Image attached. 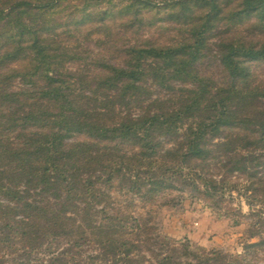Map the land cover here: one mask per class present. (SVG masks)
Returning a JSON list of instances; mask_svg holds the SVG:
<instances>
[{
	"label": "trees",
	"instance_id": "obj_1",
	"mask_svg": "<svg viewBox=\"0 0 264 264\" xmlns=\"http://www.w3.org/2000/svg\"><path fill=\"white\" fill-rule=\"evenodd\" d=\"M240 181L242 256L160 233ZM262 210L264 0H0V264H248Z\"/></svg>",
	"mask_w": 264,
	"mask_h": 264
},
{
	"label": "rangeland",
	"instance_id": "obj_2",
	"mask_svg": "<svg viewBox=\"0 0 264 264\" xmlns=\"http://www.w3.org/2000/svg\"><path fill=\"white\" fill-rule=\"evenodd\" d=\"M238 184L237 188L241 193H228L225 196V207L221 211L189 198L183 202L182 207L163 210L160 215V233L177 243L188 242L193 247L207 251L222 250L227 254L242 256L245 241L249 244L258 242L257 239L251 240L247 234L249 224L258 219L251 217V209L245 202L240 186L242 181ZM28 194L32 201H50L37 191H28ZM260 212L261 219L264 220V210ZM63 249L61 247L56 251L54 248L52 254L43 251L30 258L29 263L24 258L17 264H51L52 257L57 258L55 264H73L74 260L84 261L93 253L92 250L83 248L74 250L73 258L65 259L59 255ZM76 254L79 256H75ZM248 264H264V250L250 255Z\"/></svg>",
	"mask_w": 264,
	"mask_h": 264
}]
</instances>
